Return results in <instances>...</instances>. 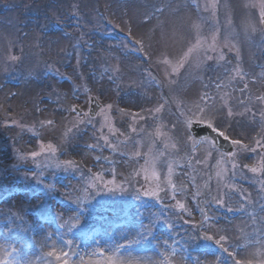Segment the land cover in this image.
I'll use <instances>...</instances> for the list:
<instances>
[{"label": "rangeland", "instance_id": "374dc122", "mask_svg": "<svg viewBox=\"0 0 264 264\" xmlns=\"http://www.w3.org/2000/svg\"><path fill=\"white\" fill-rule=\"evenodd\" d=\"M0 1V264L42 216L101 222L114 253L82 264H264V0Z\"/></svg>", "mask_w": 264, "mask_h": 264}, {"label": "bare ground", "instance_id": "6f19581e", "mask_svg": "<svg viewBox=\"0 0 264 264\" xmlns=\"http://www.w3.org/2000/svg\"><path fill=\"white\" fill-rule=\"evenodd\" d=\"M239 126H241V127L244 128L243 131L245 130V127H244V126H242V125H239ZM59 243H60V242L52 241V245H53V247H54V248H53V251H52L53 254L55 253V251H56L57 248L59 247V245H60ZM49 245H50V244H48L46 247L44 246V248L47 249ZM114 245H115V243H109V246H110L111 249L114 248Z\"/></svg>", "mask_w": 264, "mask_h": 264}, {"label": "snow or ice", "instance_id": "6c2138e0", "mask_svg": "<svg viewBox=\"0 0 264 264\" xmlns=\"http://www.w3.org/2000/svg\"><path fill=\"white\" fill-rule=\"evenodd\" d=\"M13 59H15V57H13ZM209 59H210V57H209ZM49 147V149L51 150V151H53V152H55V149L54 148H52V146L51 145H49L48 146ZM33 155H35V154H33ZM254 169V168H253ZM149 193H145V195H148ZM153 195H155V193H153ZM180 207L182 208L183 207V205H180Z\"/></svg>", "mask_w": 264, "mask_h": 264}]
</instances>
